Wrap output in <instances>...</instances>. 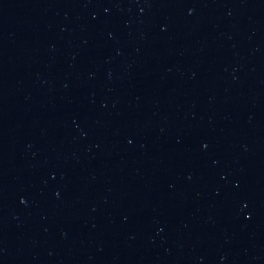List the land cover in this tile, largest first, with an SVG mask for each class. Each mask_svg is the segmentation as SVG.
<instances>
[{
  "label": "water",
  "instance_id": "1",
  "mask_svg": "<svg viewBox=\"0 0 264 264\" xmlns=\"http://www.w3.org/2000/svg\"><path fill=\"white\" fill-rule=\"evenodd\" d=\"M0 264H264V0H73L2 59Z\"/></svg>",
  "mask_w": 264,
  "mask_h": 264
}]
</instances>
